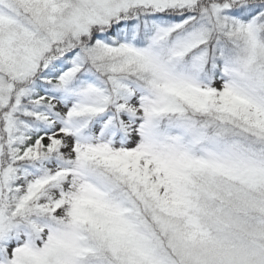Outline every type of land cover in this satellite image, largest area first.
<instances>
[{
    "label": "snow or ice",
    "instance_id": "6c2138e0",
    "mask_svg": "<svg viewBox=\"0 0 264 264\" xmlns=\"http://www.w3.org/2000/svg\"><path fill=\"white\" fill-rule=\"evenodd\" d=\"M0 264H264V0H0Z\"/></svg>",
    "mask_w": 264,
    "mask_h": 264
}]
</instances>
